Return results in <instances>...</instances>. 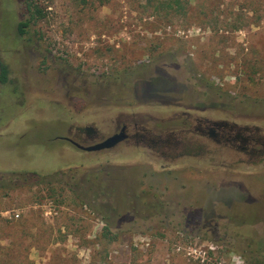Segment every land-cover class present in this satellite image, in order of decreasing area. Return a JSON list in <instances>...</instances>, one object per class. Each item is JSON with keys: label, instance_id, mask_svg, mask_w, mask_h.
Wrapping results in <instances>:
<instances>
[{"label": "rangeland", "instance_id": "374dc122", "mask_svg": "<svg viewBox=\"0 0 264 264\" xmlns=\"http://www.w3.org/2000/svg\"><path fill=\"white\" fill-rule=\"evenodd\" d=\"M84 1L0 0V264H264V160L211 139L182 156L62 140L119 122L155 138L195 120L264 133V0H182L185 14Z\"/></svg>", "mask_w": 264, "mask_h": 264}, {"label": "flooded vegetation", "instance_id": "af4514ba", "mask_svg": "<svg viewBox=\"0 0 264 264\" xmlns=\"http://www.w3.org/2000/svg\"><path fill=\"white\" fill-rule=\"evenodd\" d=\"M70 130L72 131V127L69 128V133ZM73 130L76 132L74 138L62 137V140L72 147H75L73 143L81 146H86L87 144H89L87 146L94 145L110 136L123 133L126 139L122 143L140 140L145 143L146 147L157 149L163 156L172 155L175 151H178L179 153L177 155L180 156L190 155L192 153L196 155L198 153L199 155H207L208 149L206 141L211 139L215 142L214 144L216 146L235 149L249 161L264 160V133L261 134L259 128L240 127L237 124L224 121L210 122L207 120H195L194 125H191L189 122L181 125V129L179 130L180 135L196 134L203 140L202 143H199L198 148L187 143L188 141L182 143V146H179L172 139L174 135L172 132L163 138L159 136L156 138L151 137L148 135L146 129L138 126L136 123L119 122L116 130L106 138L98 136V133L90 127Z\"/></svg>", "mask_w": 264, "mask_h": 264}, {"label": "trees", "instance_id": "16d2710c", "mask_svg": "<svg viewBox=\"0 0 264 264\" xmlns=\"http://www.w3.org/2000/svg\"><path fill=\"white\" fill-rule=\"evenodd\" d=\"M82 2H85L84 0H82ZM156 7L157 9H165V10H171L176 14H185L186 12V6L185 3L182 0H156ZM26 11L29 13L30 17L29 20H35L36 17H40V11L39 9L33 5L32 3L28 4ZM36 16V17H35ZM26 22H21L18 24V33L19 34H23L24 30L23 28L26 27ZM8 68L7 66L0 61V83L2 85H4L7 80H8ZM160 80V79H158ZM162 81V79L160 80V82ZM153 86H155V84L153 83H149L148 87L152 88ZM183 125V124H181ZM174 135L172 136V139L174 140V142H176L179 146H182L181 144L188 141L187 138L185 136L180 135V133L175 134L174 132H172ZM15 174V173H14ZM58 174H50L48 176H38L36 174H30V177L33 180V183H31V185H51L54 181H56V177ZM11 176H14L13 174ZM25 180L27 179L26 176H24ZM3 177H0V187H4L5 185L3 184ZM72 191V190H70ZM72 193L74 194V192L72 191ZM79 195H77L78 197ZM107 231V230H106ZM109 231L104 233V236H109ZM115 238V237H112Z\"/></svg>", "mask_w": 264, "mask_h": 264}, {"label": "water", "instance_id": "95a60500", "mask_svg": "<svg viewBox=\"0 0 264 264\" xmlns=\"http://www.w3.org/2000/svg\"><path fill=\"white\" fill-rule=\"evenodd\" d=\"M123 130V129H122ZM126 139V136L123 133L115 134L106 138L104 141L90 145V146H81L76 143H73L75 147L84 152H100L104 150H111L117 145L121 144Z\"/></svg>", "mask_w": 264, "mask_h": 264}, {"label": "built area", "instance_id": "2783aa9c", "mask_svg": "<svg viewBox=\"0 0 264 264\" xmlns=\"http://www.w3.org/2000/svg\"><path fill=\"white\" fill-rule=\"evenodd\" d=\"M2 215H3V216H8V213L6 212V213H4V214H2ZM13 217H14L15 219H18L19 214H14Z\"/></svg>", "mask_w": 264, "mask_h": 264}]
</instances>
